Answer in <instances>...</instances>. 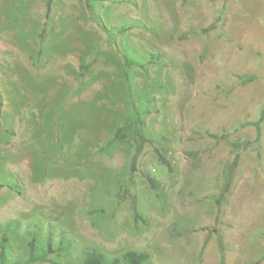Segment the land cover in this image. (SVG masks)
<instances>
[{
  "label": "rangeland",
  "instance_id": "374dc122",
  "mask_svg": "<svg viewBox=\"0 0 264 264\" xmlns=\"http://www.w3.org/2000/svg\"><path fill=\"white\" fill-rule=\"evenodd\" d=\"M87 248L264 264V0H0V264Z\"/></svg>",
  "mask_w": 264,
  "mask_h": 264
},
{
  "label": "trees",
  "instance_id": "16d2710c",
  "mask_svg": "<svg viewBox=\"0 0 264 264\" xmlns=\"http://www.w3.org/2000/svg\"><path fill=\"white\" fill-rule=\"evenodd\" d=\"M30 247H31L30 248L31 255L29 262H33L38 259L34 254L33 242L30 243ZM84 255H85L84 264H106L108 261L106 255L95 248H87L84 251ZM151 260L152 258L149 252L133 249L126 251L119 258H115L111 260V262L112 264H120V262H123L125 264H151Z\"/></svg>",
  "mask_w": 264,
  "mask_h": 264
}]
</instances>
